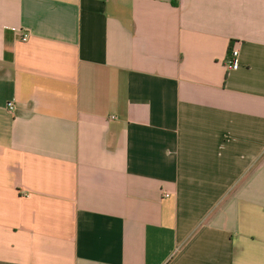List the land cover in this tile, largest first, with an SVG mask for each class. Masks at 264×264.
<instances>
[{"label": "crops", "instance_id": "crops-1", "mask_svg": "<svg viewBox=\"0 0 264 264\" xmlns=\"http://www.w3.org/2000/svg\"><path fill=\"white\" fill-rule=\"evenodd\" d=\"M0 264H264V0H0Z\"/></svg>", "mask_w": 264, "mask_h": 264}, {"label": "built area", "instance_id": "built-area-1", "mask_svg": "<svg viewBox=\"0 0 264 264\" xmlns=\"http://www.w3.org/2000/svg\"><path fill=\"white\" fill-rule=\"evenodd\" d=\"M30 35H24L22 38L23 42L28 41ZM239 55L240 52L237 48H231L230 53H229V57L227 59V66L229 69H236L239 66ZM15 108L14 103L10 102L8 103V109L9 111H13Z\"/></svg>", "mask_w": 264, "mask_h": 264}]
</instances>
